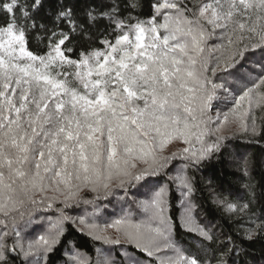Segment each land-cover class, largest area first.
<instances>
[{"label": "snow or ice", "instance_id": "1", "mask_svg": "<svg viewBox=\"0 0 264 264\" xmlns=\"http://www.w3.org/2000/svg\"><path fill=\"white\" fill-rule=\"evenodd\" d=\"M46 3L0 0V264H47L69 226L114 247L92 260L69 241L64 264H228L242 249L196 220L189 172L228 150L229 122L264 139L252 116L264 111V0H154L144 16L140 0ZM237 156L250 177L252 162ZM247 188L246 202L217 203L252 240L264 209L252 211ZM108 206L120 209L106 224L115 236L95 222ZM177 227L210 255L189 254Z\"/></svg>", "mask_w": 264, "mask_h": 264}, {"label": "trees", "instance_id": "2", "mask_svg": "<svg viewBox=\"0 0 264 264\" xmlns=\"http://www.w3.org/2000/svg\"><path fill=\"white\" fill-rule=\"evenodd\" d=\"M109 0H79L78 7L83 8L86 4L99 5L108 3ZM143 4V12L140 15H148L150 13V5L154 0H140ZM55 0H47L45 7L54 4ZM107 21H101L98 29H93V39H100L99 32L103 31ZM32 48L39 45V41L29 37ZM73 43L77 45V51L80 45L86 41L75 37ZM98 47V45H96ZM264 120V113H257L258 128L261 121ZM231 138L228 150L213 157L211 161L205 162L198 169L191 170L189 175L194 177L195 191L191 194V201L195 207L194 216L201 224L210 227L219 240H224L226 235L231 234L237 244L240 245L242 251L237 255L233 252L226 257L228 264H264V235H257L252 240H245L242 236H237V229L241 225L234 221L239 218V214H230L226 208L220 206L217 201L219 199H227L233 203L242 204L249 199L247 185L249 183L255 185L257 200L254 202L252 211L260 216L264 209V200L261 199V192H264V139L256 137L250 139L248 136L226 133ZM237 150L244 157L252 162L251 176H244L237 168L235 161L239 159ZM181 158L177 157V163ZM180 194L175 192L172 197V211L178 222L183 223L181 219V210L179 208ZM83 210L91 211L90 206H81ZM76 215V213H71ZM82 214V213H81ZM120 215L119 207L108 206L107 211L101 216L96 223L107 224L111 220ZM189 225L188 227H193ZM177 241L187 250L189 254L207 258L210 250L205 252L201 246L198 234H189L187 229L177 227L175 229ZM64 244L58 247L49 257L47 264H64L65 246L68 242L75 246L79 251L86 253L92 260H95L98 253L97 249L107 251L114 247L113 245L104 244L101 241H95L87 232L79 233L69 226L68 234L64 236ZM213 244L212 247H216Z\"/></svg>", "mask_w": 264, "mask_h": 264}, {"label": "rangeland", "instance_id": "3", "mask_svg": "<svg viewBox=\"0 0 264 264\" xmlns=\"http://www.w3.org/2000/svg\"><path fill=\"white\" fill-rule=\"evenodd\" d=\"M258 112L264 113V111H261L258 106L254 105L253 109H252V116L256 119V122H257V113ZM257 126H258V124H257ZM224 132H225V134L226 133L233 134L234 132L239 134L237 132V125L235 123H232V122H229L228 126L224 129ZM182 147H186V145H184L182 141L172 142V143L166 145L164 154L165 155H171V153L175 152L177 150V148H182ZM99 225L102 229L103 234L112 235V236L116 235L115 229L106 228V224H99ZM85 232H87V231H85Z\"/></svg>", "mask_w": 264, "mask_h": 264}]
</instances>
